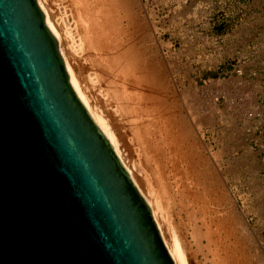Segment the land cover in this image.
Here are the masks:
<instances>
[{
    "label": "rangeland",
    "instance_id": "374dc122",
    "mask_svg": "<svg viewBox=\"0 0 264 264\" xmlns=\"http://www.w3.org/2000/svg\"><path fill=\"white\" fill-rule=\"evenodd\" d=\"M51 1L52 10L67 17V28L78 39L77 30L82 27L75 0ZM99 1L96 8L104 20L97 19L102 30L98 29L99 47L86 44L76 49L75 57L85 76L102 70V82L91 89L97 91L99 101L113 117L120 114L116 120L121 116L118 123L123 122V130L132 137L137 133L133 159L147 169L158 187L163 184L167 188L162 197L171 223L184 241L189 264H221L212 241L216 236L209 232L216 225L222 227V233L223 228L232 226L227 235L239 261L264 264V0H143L145 10L140 15L146 13L158 28L160 58L171 62L169 76L177 77L179 89L189 85L196 89L192 98L199 101V116L195 119L182 108L175 87L164 92L130 73L126 63L134 62L130 55L141 47V34L124 11L107 2L111 0ZM112 91L123 104L114 101ZM206 112L214 116L213 124H204L197 143L194 138L187 140L178 123L175 125V117L189 118L193 124L188 119L186 125L192 127L195 121L209 118L204 117ZM200 144L203 153L197 151ZM204 157L211 161L219 185L218 181L208 184L203 179L206 172L199 173L201 177L198 174ZM206 184L215 192L207 194ZM217 209L223 211L219 212L224 214L221 220ZM230 209L235 210L240 223L231 220L228 225L230 218H224ZM218 220L226 221L225 227Z\"/></svg>",
    "mask_w": 264,
    "mask_h": 264
},
{
    "label": "water",
    "instance_id": "95a60500",
    "mask_svg": "<svg viewBox=\"0 0 264 264\" xmlns=\"http://www.w3.org/2000/svg\"><path fill=\"white\" fill-rule=\"evenodd\" d=\"M37 0H0V264H176Z\"/></svg>",
    "mask_w": 264,
    "mask_h": 264
},
{
    "label": "bare ground",
    "instance_id": "6f19581e",
    "mask_svg": "<svg viewBox=\"0 0 264 264\" xmlns=\"http://www.w3.org/2000/svg\"><path fill=\"white\" fill-rule=\"evenodd\" d=\"M37 1H38V5H39L40 9L42 10V12L44 14V18H45L47 26L49 27V29L51 30V32L54 34L55 38L58 41L57 42L58 50H59V52L63 58L65 67H66V69L70 75V78H71L75 88L77 89V91L79 92V94L81 95L83 100L86 102V104L88 105V107L92 111V113L95 116V118L97 119V121L103 127L105 132L110 136V138L112 139V141L114 142V144L116 145L118 150L120 151L124 161L126 162V164L129 167L136 183L138 184L139 188L141 189V191L143 192V194L145 195V197L147 198V200L151 204L153 212H154L155 217L157 219L158 225L160 227V230H161V232L164 236V239H165V241H166L173 257H174L176 264H189L187 254H186V248L184 245V241L180 237V235L177 233V231H175L174 226L171 223V219H170V215L168 213L167 205L165 204V201L163 200V197H162V191L166 192L167 188L161 186L163 184H161L160 187H158L157 184H155L154 181H152V178L150 177L151 175L149 176V174H148L149 172H146L147 169L143 168L144 167L143 165L141 166L140 164H138V161H136V159H133L134 145L136 144V143L134 144V142L139 140L137 138V133L134 134V136L132 137L128 134L129 132L127 133L125 131L126 129L123 130L124 126L121 127V124H123V122H121V124L118 123V120L121 118V116L118 120H116V118L120 114H118L116 118L113 117V115H112L113 113L111 114V111L109 112L108 109L106 110L104 107L105 105L103 104L104 105L103 106L102 103L99 101L100 97L97 96V94H96L97 91H93L91 89V88L95 87L94 84H96L97 82H102L101 81V78H103V77H101L102 73H103L102 70L101 71L98 70L99 73L97 70L96 71L94 70L85 76L84 75L85 73L83 72V67L79 64L77 58L75 57L76 49L78 51V49H82V47L84 45L86 46V44L93 46L94 49L99 47L98 45L100 43V38H99L100 34L98 33L99 32L98 31V29H99L98 25L100 26V23H101L100 21H103L102 23H104V20H103V18L100 19L101 16H100V13H98L99 9L96 8L97 6L95 3L97 0H75L74 5L76 7V10L79 12L78 21L81 23V27H82L81 31L77 30L78 39H74V35H71V30H69L67 28V24H68L67 23V17L64 14H62L59 10L57 13H55L52 10L53 5L51 4V2H52L51 0H37ZM103 1H106V0H103ZM72 2H73V0H72ZM107 2L113 3L114 6H116L118 10L124 11L125 15H127L129 20L132 21L130 23L134 24L135 30H137V32L139 34H141L140 35L141 36V39H140L141 40L140 41L141 47L137 46V50H136V48H135V50L133 49L131 51V55H130V60H132L134 62H130V61L128 62L127 61L128 63H126L128 65L127 66L128 70H130V73H133L135 75V77L137 75V77L140 78L138 81H140V80L142 82L144 81L153 87L159 88L160 90H162L164 92H168L170 90H173V87H175L173 91L179 90V93L181 96V102L180 101L179 102H180V104L182 103L181 104V105H183L182 108H184V106H185L188 109V113L190 114L191 119H193V118L195 119L196 115L199 116V106H198L199 101L198 102L194 101L196 99L192 98V96L196 92V89L193 87V85L185 86V87L179 89L176 85V82H177L176 78L177 77L175 78L174 75H172V77L169 76L171 74V73L169 74V71L171 70V68H169V67H171L169 64L171 62L168 64L167 61H166L167 63L163 62L160 58V54H161L160 49L161 48H160L159 44L157 43V38L155 35L158 28L153 23V21H151V19H149L147 16H145L146 13H145V15H143L141 17V15L143 14L142 12H144L143 10H145L143 0H111V1H107ZM102 4L103 3H101V5ZM104 4H103V6H104ZM113 4H111V5H113ZM104 7L101 6L100 8L102 9ZM103 10H104V12L102 15L104 16L105 9H103ZM98 18L100 19V21L97 20ZM104 25L105 24H103L102 26H104ZM103 29H105V28H103ZM99 30H101V29H99ZM104 31H106V30H104ZM101 32H102V30H101ZM103 34H101V36ZM137 36H138V38L140 37L138 34H137ZM76 42H77V44H76ZM74 44H75V46H74ZM128 57H127V59H129ZM131 64L133 65L132 67H131ZM172 65H174V64H172ZM129 67L132 69H129ZM133 67H135V68H133ZM100 72H101V74H100ZM85 77L87 78V80ZM136 79H134V80H136ZM225 81L226 80H223V82H225ZM177 92H174V93H177ZM112 93H113V97L115 96L117 99L119 98V94H117L115 91H112ZM121 95L123 96V94H121ZM194 97H195V95H194ZM116 98L114 99V101H117L118 104L122 103L121 101L118 102L119 99L117 100ZM174 100H175V98H174ZM170 104H172V103H170ZM117 106L119 107V109H121V107L119 105H117ZM123 113H125V112H123ZM123 113L121 115L124 117ZM207 116L209 117L208 113L204 117H207ZM213 117H209L210 119L207 118L205 121L204 120L203 121H199V120L195 121V125H192V127L191 126L188 127V125H186V121L189 118L186 120L182 115L180 116V118L175 117L176 121H174V122H175V125L178 123L176 126L179 128V130L182 132L183 135H186L187 140L189 137L192 139L194 138V141L196 140V143H197V141H199V139H201L199 137H201V134L203 133L204 124H213L212 123V121L214 120ZM188 121H190L189 122L190 124L192 123L190 119ZM124 123H125L124 125L127 124L126 122H124ZM165 123H164V125H165ZM165 126H166L165 128L168 127V125H165ZM128 130H130V129H128ZM134 133H135V130H134ZM130 134H131V131H130ZM178 136H179V134H178ZM139 137H140V135H139ZM176 137H177V135H176ZM181 137H182V135H181ZM174 139H175V137H174ZM202 150H205L203 145H201L200 148L197 149L198 152L203 153ZM197 151H196V153H197L196 156L199 157L201 154L198 153ZM198 154H200V155L198 156ZM202 157H203V155H202ZM204 158H202L201 160L199 158H197L201 162L203 161L202 162L203 164L201 163L202 164V167H200L201 169L199 168V166H198V168L200 170L197 168L198 174L199 173L203 174L206 172V177L203 176L205 178H203V177L202 178L205 179L207 182L209 181L210 183L208 182V184L213 185V183L215 181H218L219 179L218 180L216 179L213 170L210 168L211 167L210 166L211 161L209 162V160H207V158H205V159ZM198 163L200 164V162H198ZM201 176L202 175H200V177ZM204 181H203V183H204ZM221 183H223V181H221ZM208 184H206V185L208 186ZM223 184L221 185V188H222ZM218 185H219V181H218ZM207 186H205L204 189L206 190V193L209 194V192L211 191V190H209L210 185L208 186V188H206ZM212 188H210V189H212ZM217 188H219V187L217 186ZM205 190H204V192H205ZM213 191H211V193ZM224 198H225V196H224ZM227 199H228L227 202L230 203L231 198L230 199L227 198ZM225 201H226V199H225ZM221 211L222 210H219V209L216 210V212L218 213V214H216L217 218L220 220L222 219L221 216L222 215L224 216V214L221 215L219 213ZM226 216H227V218H224L225 220L230 218L228 221L229 226H230L229 223L231 220L235 225L241 222V220L239 221V219L238 220L236 219L237 215L235 214L234 209H230L229 215H226ZM216 222H217V220H216ZM218 222H219L218 223L219 225L224 223V225L222 224L223 227H225V224L227 223L226 221L221 222L219 220H218ZM215 224H217V223H215ZM216 226L214 227L215 229L212 227L214 229V230L212 229L213 232L212 231H209V232L211 233V235L215 234V236H216V238H215V236H213L215 239H212V241L214 240V242H215L216 249L215 248L214 249L217 251V252L215 251V254L217 253L216 257L218 258V260L221 261V264H244V262H241V260L239 261L236 258V256H234L235 251H233V249H232V246H233L232 240H230L228 238V235H227L228 232H232L231 231L232 226H230V227L228 226L231 229H226V227L223 228L225 233H222V231H221L222 227L220 228V226H219L217 228ZM210 228H211V226H210ZM209 230H211V229H209ZM220 233L222 234L221 237H219Z\"/></svg>",
    "mask_w": 264,
    "mask_h": 264
}]
</instances>
